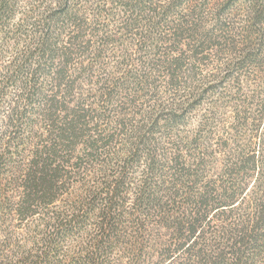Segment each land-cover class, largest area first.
<instances>
[{
    "label": "trees",
    "instance_id": "16d2710c",
    "mask_svg": "<svg viewBox=\"0 0 264 264\" xmlns=\"http://www.w3.org/2000/svg\"><path fill=\"white\" fill-rule=\"evenodd\" d=\"M206 8L0 0V264H264V0Z\"/></svg>",
    "mask_w": 264,
    "mask_h": 264
},
{
    "label": "rangeland",
    "instance_id": "374dc122",
    "mask_svg": "<svg viewBox=\"0 0 264 264\" xmlns=\"http://www.w3.org/2000/svg\"><path fill=\"white\" fill-rule=\"evenodd\" d=\"M217 0H194V2H197L198 3H204L205 4V7L206 8V13L208 14L207 15V18L208 20L211 19V11L210 9L214 6V3L216 2ZM205 9V8H204ZM211 12V13H210ZM236 20V19H235ZM212 21V20H211ZM239 21V20H236V22ZM210 23V21H208ZM168 44H165V45H162L160 50H161V53H166L168 52ZM213 59H211L212 61ZM211 61L209 62L208 61V64H212ZM257 88V82L256 81H247V83L245 84V87L243 89V92H246L247 95H250L252 93V89H255ZM243 96V95H242ZM236 97H241L240 94L239 95H236Z\"/></svg>",
    "mask_w": 264,
    "mask_h": 264
}]
</instances>
